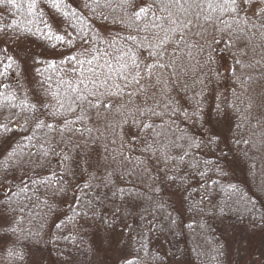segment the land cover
<instances>
[{"label": "snow or ice", "instance_id": "obj_1", "mask_svg": "<svg viewBox=\"0 0 264 264\" xmlns=\"http://www.w3.org/2000/svg\"><path fill=\"white\" fill-rule=\"evenodd\" d=\"M93 2L107 9L113 23L127 35L107 34L103 49L94 48L82 38L80 56L69 57L75 62L71 71L80 73L75 84L66 82L70 95L61 99L58 93L50 92V99L37 101L39 107L22 105L29 130H49L42 142L38 141L37 175L50 168V164L41 162L47 161L50 153L63 164L62 175L60 170H53L30 180L36 185L33 203L54 211L47 198L40 199L41 187L52 188L53 196L67 197L71 191V203L61 202L72 214L56 212L50 228L57 231L47 233L50 242L75 239L83 227L80 220L87 218L94 245L99 240L111 249L123 243L119 249L122 264H140L145 234L151 237L157 232L163 234L165 229L172 232L177 224L167 210L171 205L162 199L164 185L174 189L170 195L178 207L172 211L181 216L185 212L203 215L209 205L223 214L216 203L221 195L216 191L220 181L213 176L227 178L230 171L248 160V150L240 145L254 147L257 131L264 150V45L257 47L251 39L257 23L264 29V9L254 14L253 21L247 15L251 0ZM36 3L31 0L29 12ZM61 3L51 0V7L60 12ZM82 6L91 7L86 0ZM19 7L18 0H0V15ZM101 18L108 20V15L101 12ZM63 23L56 22L57 30ZM8 27H0V56L4 58L0 75L20 60L19 54L10 55L4 45L9 41L18 44L22 34L10 36ZM66 36L70 34L65 32L56 39L70 42ZM20 62L27 65V59ZM227 82H231L230 87L221 91ZM11 131L8 124L0 123V156L7 161L19 158L27 146L20 141L13 146L11 138L4 135ZM24 139L31 144L33 137ZM54 181L61 187L55 188ZM21 184V192L29 189L23 179ZM221 191L228 199H244L231 182ZM10 192L9 188L0 198V251L24 264L30 252L17 245L22 243L21 235L26 240L34 234L35 225L22 215L23 207L12 206V195L16 194ZM43 195L47 197V191ZM257 223L264 224V213L250 226L254 228ZM43 227L41 224L40 229ZM171 255L175 261L176 254ZM68 256L63 264H74L75 256L71 252Z\"/></svg>", "mask_w": 264, "mask_h": 264}, {"label": "trees", "instance_id": "obj_2", "mask_svg": "<svg viewBox=\"0 0 264 264\" xmlns=\"http://www.w3.org/2000/svg\"><path fill=\"white\" fill-rule=\"evenodd\" d=\"M21 4L19 8H11L6 10L0 16V27L8 25V34L13 35L22 34V38H28L29 40L36 42L38 45L47 48L50 52H60L62 47L67 48L71 52L72 56H80L83 48L82 38H87L94 48L103 49L106 45L104 38L107 34L111 33L116 35L125 36L127 32L120 31V25L113 23V16L109 15V11L102 7L97 6L93 0H86L91 6L90 8H84L82 4L85 0H62L60 12L51 7V0H37L36 6L31 12L28 10V4L31 0H18ZM100 5H103L104 0H99ZM258 6V9L252 13H249V7ZM91 9H95L93 12ZM261 9H264V0H251L248 6L247 15L253 21H256L255 13H258ZM101 12L104 15H108V20L101 18ZM244 13H241L243 16ZM58 20H63L62 30H57L54 26ZM30 30V31H29ZM258 30V31H257ZM256 35L252 36V42L255 46L259 47L264 45V29L259 27L257 23ZM57 31H62L61 35H65V32L70 34V37L66 36V41L70 40L71 44L67 42H61L56 39L59 36ZM123 43V41H120ZM54 46V47H53ZM75 52V53H73ZM84 59V57H80ZM68 60V59H66ZM65 60V61H66ZM55 63V62H52ZM69 66H61L58 64H50L46 66L43 71H39V78L45 82L48 87L54 86L58 91L59 98L63 99L70 93L67 91V81L71 80L73 84L76 83V75L78 72L73 73L75 62L70 61L66 63ZM72 66V68H70ZM87 68V65H85ZM49 70L47 77L45 78V71ZM221 72L225 69L221 68ZM2 72V71H1ZM85 75H90L85 72ZM40 80V81H41ZM50 81L54 84L52 85ZM87 82V81H86ZM231 82H227L221 86V91L224 88L230 87ZM212 98L209 97L208 103H212ZM17 105V104H16ZM15 112V111H14ZM7 123L20 125L22 129L21 137L25 136L33 137V142L36 145V151L30 152V144L28 141H23V145H27L23 148V151L19 154V158H14L12 161L5 160L0 164V198H4L5 193L8 189L12 195V206L14 208L23 207L22 213L28 219L33 221L35 227H33V235L28 237L26 240L21 235V244L17 247L22 248L26 252L37 251L47 255L51 261L59 264L69 259L68 253L71 252L75 256V260H80L85 263V256L88 251L89 237H91V229L88 227L85 220L81 219L80 224L83 226L80 230V234L75 236V239L71 241H65L63 239L50 242V237L47 235L49 231L56 232L55 228H50L51 222L54 219L56 212L59 213L68 212L69 215L72 213L69 211L68 205L62 203V200H67L69 203L72 201L73 193L68 192L67 197L62 195H52V188L40 189V199L44 200L47 198L48 205L53 208L54 211H49L47 207L41 204L39 207L34 206L33 192L35 191L36 185L31 184L30 180H37L40 176L49 175L50 171L60 170L62 175L63 164H58V157L49 154L47 161L41 160L42 163L50 164V168H46L40 172L39 164H37L36 158L37 153L40 151V139L43 135L41 133L48 134L49 130H29V125L25 123V117L22 113L21 106L17 105V113L13 114L10 119L6 120ZM184 125L181 124V128ZM27 131V133H26ZM6 137H12L11 132L5 134ZM38 135V136H37ZM44 137V136H43ZM260 132L257 131L254 138V147L249 148L248 145H240L242 149L248 150V160L242 162L239 166L235 167L234 170L229 172L227 178L213 176V179H219L220 187L216 188L217 192L221 195L217 196L216 203L223 208V214L218 209L213 208L209 205L205 209L203 215H196L195 213L185 212L182 216L177 212L172 211V208L178 207L174 202L175 198L171 197V192L174 189H170L167 185H164L162 192V199L170 204L167 210L172 212L173 219L177 220V224L173 226L172 232L167 229L164 230L163 234L157 232L155 235L149 237L145 234L144 245L145 249L140 255L143 259L140 260V264H235L230 262L232 257V250L235 239L242 236L244 233L264 232V224L257 223L256 227H251V221L253 219L258 220L261 213H264V191L261 190V183L264 182V150L259 145ZM13 144V139L11 140ZM1 150V149H0ZM29 154L31 156L29 157ZM75 155V153H73ZM196 155H200L196 153ZM219 155V153H217ZM207 159H215V157H204ZM231 159V155H229ZM255 164L256 167H252ZM7 168L5 172L4 168ZM7 177V179H5ZM21 179L25 183L29 184V189L25 192H21L22 187ZM229 182L238 186L239 192L244 195V199L241 200L239 197H232L228 199L221 189L226 186ZM72 183H76V179L72 180ZM55 188L61 187L58 182L54 181ZM67 187V183L63 185ZM195 186V185H194ZM215 187V186H214ZM48 193L47 197L43 195L44 192ZM83 195V193H79ZM89 195H95V193H89ZM30 197L33 200L30 201ZM224 197V198H222ZM251 200L252 203H246L247 200ZM196 201H199V196L195 197ZM227 200V205L225 201ZM117 206L119 202H116ZM253 204L255 208L253 209ZM112 207L111 204L108 205ZM249 209H253L251 212ZM99 211V207H98ZM47 213V215H45ZM194 217V220H193ZM198 221V223L196 222ZM132 223V220L128 221ZM191 223V228L187 227V224ZM44 227L41 230L40 225ZM235 225V227H233ZM248 226V227H244ZM119 231V228L117 229ZM38 231V235L35 234ZM85 233H89L85 235ZM67 234V233H65ZM127 233L125 232V235ZM135 235V233H133ZM15 239V237H13ZM26 245V247H25ZM139 247V245H137ZM145 252L149 253L145 256ZM172 253L176 254V260L173 261ZM63 254V255H62ZM167 254V255H165ZM155 257L156 259H151ZM27 261L24 262V264ZM0 264H19L18 261L7 256L5 251H0Z\"/></svg>", "mask_w": 264, "mask_h": 264}, {"label": "rangeland", "instance_id": "obj_3", "mask_svg": "<svg viewBox=\"0 0 264 264\" xmlns=\"http://www.w3.org/2000/svg\"><path fill=\"white\" fill-rule=\"evenodd\" d=\"M257 9L258 6H254L253 8L249 7V13H252V11L255 12ZM54 26L56 27V23H54ZM60 30H62V28H60ZM57 32L58 35L62 34V31ZM9 35L11 36V34ZM67 43L71 44V41ZM4 46L9 48L10 55L16 56L19 54L20 60L27 59V65L18 60L6 74L0 75V80L3 81L2 90H5V93L13 98V101H17V105L22 108V105L25 103L37 104L38 100L47 101L50 99V92L58 93L54 86L50 87V85H48L47 87L45 85V82L39 78V72L36 71V68L43 71V68L50 66V64H58L60 67L69 66L66 63L70 64L69 57H71V52L67 48L62 47L60 52H50L45 46L42 47L28 38H21L18 44L9 41ZM3 60V56H0V62ZM3 67V64L0 63V72H3ZM70 68H72V66H70ZM48 71L49 70L45 71V78L47 77ZM78 74L80 75L79 72L76 75ZM50 83L54 85L51 81ZM37 107H39V104H37ZM15 128L16 129L11 131L14 143L16 141L23 143L25 139L21 137V134L23 130L27 129H22L20 125H16ZM31 130L38 129L32 128ZM41 135L45 136V133L43 132ZM43 136L40 139L41 141L44 138ZM30 145V152L34 153L36 151V145L33 141ZM6 146L7 145H5V147ZM13 146H15V144H13ZM0 151H2V149ZM2 157L3 156H0V163H4ZM2 190L3 189L0 190V193ZM2 192L4 193V191ZM235 240L230 262L235 264H264V232L249 234L246 232ZM88 242V251L84 258L85 263L80 260H75L74 264H122V261L119 259V249L124 247L123 243L114 245L113 248L110 249L106 242L99 240L94 245L92 243V237H89ZM37 261H39L40 264H59L51 261L44 253L37 251H30V255L27 256L25 264H35Z\"/></svg>", "mask_w": 264, "mask_h": 264}, {"label": "flooded vegetation", "instance_id": "obj_4", "mask_svg": "<svg viewBox=\"0 0 264 264\" xmlns=\"http://www.w3.org/2000/svg\"><path fill=\"white\" fill-rule=\"evenodd\" d=\"M2 82L3 81L0 80V123L8 124V126L14 130L16 129V125L7 123L6 120L10 119L15 112L17 113V101H13V98L7 95L5 90H2ZM12 139L11 137V140Z\"/></svg>", "mask_w": 264, "mask_h": 264}]
</instances>
